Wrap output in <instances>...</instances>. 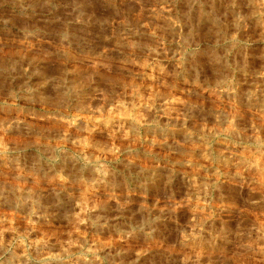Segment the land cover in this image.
Masks as SVG:
<instances>
[{"label":"rangeland","instance_id":"374dc122","mask_svg":"<svg viewBox=\"0 0 264 264\" xmlns=\"http://www.w3.org/2000/svg\"><path fill=\"white\" fill-rule=\"evenodd\" d=\"M0 264H264V0H0Z\"/></svg>","mask_w":264,"mask_h":264}]
</instances>
